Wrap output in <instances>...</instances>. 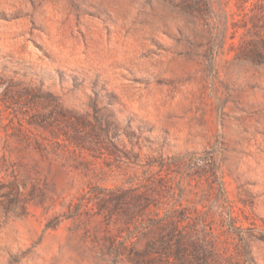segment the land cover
Instances as JSON below:
<instances>
[{
  "label": "rangeland",
  "instance_id": "374dc122",
  "mask_svg": "<svg viewBox=\"0 0 264 264\" xmlns=\"http://www.w3.org/2000/svg\"><path fill=\"white\" fill-rule=\"evenodd\" d=\"M254 263L264 0H0V264Z\"/></svg>",
  "mask_w": 264,
  "mask_h": 264
},
{
  "label": "trees",
  "instance_id": "16d2710c",
  "mask_svg": "<svg viewBox=\"0 0 264 264\" xmlns=\"http://www.w3.org/2000/svg\"><path fill=\"white\" fill-rule=\"evenodd\" d=\"M198 247L202 248V249H200L202 252L205 251V249L203 248V245L202 244H199ZM251 260H253V259L251 258ZM254 264H256V263H254Z\"/></svg>",
  "mask_w": 264,
  "mask_h": 264
}]
</instances>
